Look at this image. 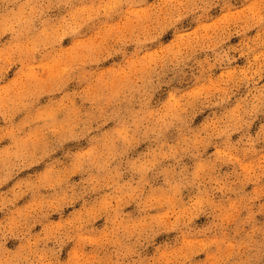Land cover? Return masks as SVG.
<instances>
[{
  "label": "clouds",
  "instance_id": "9594fccd",
  "mask_svg": "<svg viewBox=\"0 0 264 264\" xmlns=\"http://www.w3.org/2000/svg\"><path fill=\"white\" fill-rule=\"evenodd\" d=\"M0 264H264V0H0Z\"/></svg>",
  "mask_w": 264,
  "mask_h": 264
}]
</instances>
